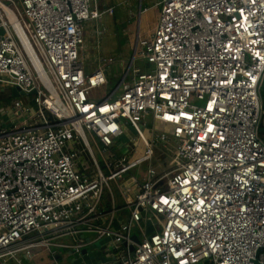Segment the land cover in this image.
I'll list each match as a JSON object with an SVG mask.
<instances>
[{
	"label": "built area",
	"instance_id": "built-area-1",
	"mask_svg": "<svg viewBox=\"0 0 264 264\" xmlns=\"http://www.w3.org/2000/svg\"><path fill=\"white\" fill-rule=\"evenodd\" d=\"M97 3L0 0V88H18L35 109L19 97L11 124L0 122V264L46 249L79 254L105 238L110 251L125 245L115 264H264V0H157L153 30L137 35L127 71L103 97L93 92L112 86L114 58L89 73L81 62L88 24L113 15ZM86 133L109 152L105 176ZM84 152L90 169L77 162ZM144 162L129 220L114 229L103 192ZM141 211L153 214L149 235Z\"/></svg>",
	"mask_w": 264,
	"mask_h": 264
},
{
	"label": "rangeland",
	"instance_id": "rangeland-1",
	"mask_svg": "<svg viewBox=\"0 0 264 264\" xmlns=\"http://www.w3.org/2000/svg\"><path fill=\"white\" fill-rule=\"evenodd\" d=\"M100 4H110L117 2L116 0H101L99 1ZM155 3V0H130L131 8L124 9L128 12H123L121 9H117L115 11L114 17H111L107 14H103L100 18V21L90 22L87 26L86 36L84 38V44L81 51V62L83 64V68L86 72H93L97 69V67L101 64L100 58H107V57H113L114 61L109 66V69L107 71V77L109 80L111 79L112 86L108 89L104 88H98L93 93L99 97H103L108 95L118 84L121 77L125 74L127 71L128 65L130 64V61L132 59V56L134 54V41L136 39V33L138 32V26L140 27V36L141 37H148L153 30V22H152V12H154L157 16V13H159V8H152V11L148 16L149 23L147 22V16L142 15L140 19H138V5L141 8H151L152 4ZM99 4V3H98ZM103 7V5H101ZM103 9L100 7L99 12H101ZM151 20V21H150ZM138 21H140L138 23ZM102 31L104 34L101 36H96L94 38V31ZM135 65H140L145 69L146 63L144 61H138L135 57L134 59ZM6 94L2 97L0 96V122H2L3 126H8L12 122V105L13 102L16 100V98L12 97L9 93V88H5ZM121 88L118 90L117 95L120 93ZM20 99L25 103L29 104L33 109L34 106L29 103V97H20ZM262 107L264 110V104L262 103ZM35 110V109H34ZM18 120H16L17 122ZM146 123H152L153 119L151 115L147 116L145 118ZM145 132V131H144ZM87 134V133H86ZM131 128H128V132L122 135L119 139L115 140V146L112 149V152L117 155L125 154L124 152L127 151L126 143L129 141V138L131 136ZM87 137L90 141V138L87 134ZM77 151H81L83 149L81 143L79 140L76 141ZM90 146L92 149V152L95 156V159L98 163V166L102 172V174L105 176L107 174L106 169L103 165V160L107 159L109 152H106L105 154H102V156L98 153L97 148L94 144L90 141ZM116 147V148H115ZM111 151V150H110ZM144 149L141 144H137L136 146V154L135 159L141 157L143 155ZM79 158L77 162L83 163L85 160H87V168H91V162L87 158V153H81L78 154ZM149 167V162H144L138 167L132 169L129 173L126 175H122L119 178V183H125V181L129 178H134L138 182L142 179V173L146 172ZM158 172L161 171L157 169ZM109 188L117 195V191L115 189L114 182L110 181L108 183ZM149 214L152 215V212L149 211ZM160 220H157V224H159ZM86 238L93 239L95 238V234H86ZM58 242L66 243L67 245H72L71 240H59ZM53 250V249H51ZM61 252L62 254L65 253L64 250H59L58 253ZM52 251L49 250H42L39 252H34L32 257H30V260L26 261L24 260V264H50L52 258ZM121 253L120 250L113 249L112 251H104L103 254L105 256L108 255H119ZM62 260V259H61ZM63 263V262H62Z\"/></svg>",
	"mask_w": 264,
	"mask_h": 264
},
{
	"label": "crops",
	"instance_id": "crops-1",
	"mask_svg": "<svg viewBox=\"0 0 264 264\" xmlns=\"http://www.w3.org/2000/svg\"><path fill=\"white\" fill-rule=\"evenodd\" d=\"M99 1H101V0H98L99 4L97 3L98 10L100 9V7L103 9L102 11H104L107 8H113V15L112 16L110 15L111 17H114L115 11L117 9H121V10H123V12H128L127 10L125 11L124 9H128L129 10L131 8L130 0H116L117 2L110 3V4H107V5L105 3L104 4L103 3L100 4ZM156 1L157 0H155V2ZM101 5H103V7ZM152 8L153 9L156 8L155 7V3L152 4L151 8H148V7L141 8L138 5V19H140L142 15H146V16L149 15L151 13V11H152ZM150 15L152 16L153 26H155L156 21H157V17H158V13H157V16H156V14L154 12H152V14H150ZM146 19H147V22L149 23L148 16H147ZM11 20H13V19H11ZM139 22L140 21H138V23ZM15 25L17 26V23ZM140 30L141 29L138 26V32L136 33V38H137L138 34L140 35ZM97 31H99V30H97ZM97 31H94V38L96 37L95 36V32H97ZM104 33H102L101 35H103ZM1 35H2V30L0 29V36ZM101 59L102 58H100V61H101ZM106 75H107V72H106ZM6 93L7 92H6L5 89L0 88V96L1 97L3 95H7ZM126 152H124V153H126ZM117 156H120V155H117ZM124 175H126V174H124ZM129 180H130V178L127 179L124 184L123 183H119L118 182L119 179L116 182H114L115 189L117 191V193H116L117 195H115V193H113V191L109 188L110 191L104 190L103 195L101 197L100 211H102L104 214L112 212V217H110V215L107 216L106 221H107V223L110 222V226L112 228H114V229H118L120 224H125V223L128 222V220H129V212H128V209L125 207V203H126V200H132L134 198L135 194L138 191L139 182L136 180V182L133 183L132 181H129ZM152 215H150L149 212H148V216L152 217ZM101 223H103V221H101ZM87 234H89V233H87ZM84 238L85 239H90V238H86V234H85ZM105 244H107V243H104V244H102L100 246V251L102 252V255H104L103 254L104 251H107V250L110 251V248H106ZM119 249H120V251L121 250L123 251V247L120 246ZM57 254L59 255V258L58 259H55V257L54 258H50V260H51L50 264H68L69 255L67 253L62 254L61 252H59V253L57 252ZM105 257L107 259L105 260L104 264H115V261H114V257L115 256L108 255V256H105Z\"/></svg>",
	"mask_w": 264,
	"mask_h": 264
},
{
	"label": "water",
	"instance_id": "water-1",
	"mask_svg": "<svg viewBox=\"0 0 264 264\" xmlns=\"http://www.w3.org/2000/svg\"><path fill=\"white\" fill-rule=\"evenodd\" d=\"M135 44V42H134ZM133 57V56H132ZM11 96L14 98H19L25 96L23 92H19L18 88H12L10 89ZM34 92L32 91L29 95H33ZM151 218V216H148L147 212L141 211V220L139 222V228L142 229L144 235H149L152 232H154V219L153 220H147V218ZM141 234L140 230H136L134 228V234L132 235L131 239L135 244L140 243L139 235ZM104 243L110 244L111 241L109 238H105L102 240H95L90 242L87 246H85L79 254H76L74 250H71V252L68 254V264H97L98 262L104 264L105 263V257L102 255L100 251V246ZM125 245H123L124 247ZM130 251H134V246L130 247ZM72 254V255H71ZM55 259L59 258V255L56 254Z\"/></svg>",
	"mask_w": 264,
	"mask_h": 264
},
{
	"label": "trees",
	"instance_id": "trees-1",
	"mask_svg": "<svg viewBox=\"0 0 264 264\" xmlns=\"http://www.w3.org/2000/svg\"><path fill=\"white\" fill-rule=\"evenodd\" d=\"M260 96H261L262 103L264 104V83H263V86L260 92Z\"/></svg>",
	"mask_w": 264,
	"mask_h": 264
}]
</instances>
